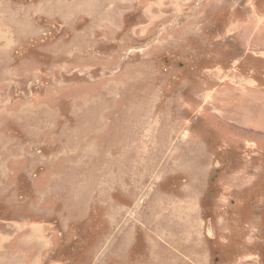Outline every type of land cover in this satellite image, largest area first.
I'll return each mask as SVG.
<instances>
[{
    "label": "rangeland",
    "instance_id": "obj_1",
    "mask_svg": "<svg viewBox=\"0 0 264 264\" xmlns=\"http://www.w3.org/2000/svg\"><path fill=\"white\" fill-rule=\"evenodd\" d=\"M0 264H264V0H0Z\"/></svg>",
    "mask_w": 264,
    "mask_h": 264
}]
</instances>
